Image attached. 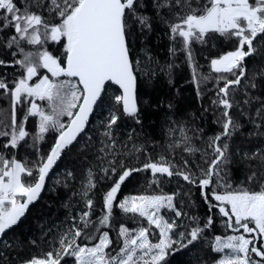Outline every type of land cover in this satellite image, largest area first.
Segmentation results:
<instances>
[{
    "label": "snow or ice",
    "instance_id": "1",
    "mask_svg": "<svg viewBox=\"0 0 264 264\" xmlns=\"http://www.w3.org/2000/svg\"><path fill=\"white\" fill-rule=\"evenodd\" d=\"M194 44L218 49L208 73ZM258 51L264 0H0V264H264ZM178 53L199 109L179 89L151 99L161 76L176 87Z\"/></svg>",
    "mask_w": 264,
    "mask_h": 264
},
{
    "label": "trees",
    "instance_id": "2",
    "mask_svg": "<svg viewBox=\"0 0 264 264\" xmlns=\"http://www.w3.org/2000/svg\"><path fill=\"white\" fill-rule=\"evenodd\" d=\"M148 45L153 50L154 54L157 56L161 64H164L168 59V46L169 41L167 37L160 35L159 37L153 32L148 38ZM177 48L180 47L178 43L176 45ZM194 50V59L197 62V65L203 66L202 68L198 67V71H203L204 73L209 72L208 67V60L211 59L212 55H215L218 49L214 50L211 47V44L206 46H201L199 44L193 45ZM207 57V59H206ZM174 63L180 64V67H177L173 70V79L175 81L176 87H170L167 82L166 78L161 76V79L157 81L155 88L151 91V99L153 102H159L161 96L170 97L173 95L177 89H179L180 95L185 99L181 100V107L187 108L188 110L192 109H199L200 105L196 98V88L195 85L191 83V76L192 72L191 69L188 68L186 62H184V56L182 53H178V59L174 61ZM249 67H255L256 70H259L260 67H264V51H258L251 60H249ZM3 69H0V75H3ZM7 71L9 73L12 72V68H8ZM11 79V76H9ZM214 80L209 82L206 87L204 88L205 97H204V104L207 105L209 103V95L207 93V89L212 88V84ZM8 106V101L0 99V108H5ZM150 112V110H149ZM23 113H21L22 115ZM156 122V126L153 127V122ZM145 126L146 130L150 133H155L157 139H161L160 131H159V121L156 116L151 114H146L145 119ZM27 127L31 129V118L27 124ZM216 126L212 124V116L211 113L208 115V132L212 133L215 131ZM64 161L60 162L61 167H63ZM60 169L58 168L57 171ZM150 175V174H149ZM147 187V177L144 173L134 174L133 178L125 183L122 187L120 192V196L123 197L124 195L130 194H137L140 191H143L144 188ZM167 190V187L165 188ZM61 196L64 195L63 191L61 190ZM196 198L199 199V193L196 192ZM44 202H51L53 210L59 205L60 201L56 198L54 194H50L45 192L43 195V199L41 201ZM99 213H97L98 215ZM63 216V211L61 210V218ZM121 219L125 220L129 226H132L131 218L130 217H122ZM25 223H31V216L29 221ZM118 228V225H117ZM222 231V230H221ZM112 238H115V233H110ZM209 260V264H211V257H206ZM177 260L180 258L177 257Z\"/></svg>",
    "mask_w": 264,
    "mask_h": 264
},
{
    "label": "flooded vegetation",
    "instance_id": "3",
    "mask_svg": "<svg viewBox=\"0 0 264 264\" xmlns=\"http://www.w3.org/2000/svg\"><path fill=\"white\" fill-rule=\"evenodd\" d=\"M12 71H13V69H12Z\"/></svg>",
    "mask_w": 264,
    "mask_h": 264
}]
</instances>
